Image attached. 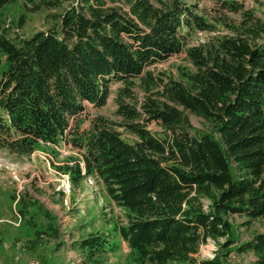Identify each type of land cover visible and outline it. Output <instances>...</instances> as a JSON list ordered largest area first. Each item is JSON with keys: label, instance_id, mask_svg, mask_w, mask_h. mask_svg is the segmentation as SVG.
Returning <instances> with one entry per match:
<instances>
[{"label": "trees", "instance_id": "trees-1", "mask_svg": "<svg viewBox=\"0 0 264 264\" xmlns=\"http://www.w3.org/2000/svg\"><path fill=\"white\" fill-rule=\"evenodd\" d=\"M15 1L0 0V149L16 157L38 143L77 149L81 160L63 171L72 186L97 179L125 209L118 234L141 264H227L196 257L218 237L225 253H251L264 264V231L240 241L229 219L264 221V21L234 0H217L216 8L23 0L29 12H48L47 25L12 36L5 8ZM197 32L211 35L187 47ZM183 50L191 68L177 78L149 70ZM115 83L120 120L97 116L82 127L85 102L104 106ZM186 111L208 130L192 127ZM12 198L22 214L24 196ZM36 203L48 222L34 242L57 239L52 216ZM73 237L56 243L78 252L73 264H109L117 246L110 233Z\"/></svg>", "mask_w": 264, "mask_h": 264}, {"label": "rangeland", "instance_id": "rangeland-1", "mask_svg": "<svg viewBox=\"0 0 264 264\" xmlns=\"http://www.w3.org/2000/svg\"><path fill=\"white\" fill-rule=\"evenodd\" d=\"M182 1L199 7H218L217 0ZM234 1L252 9L264 21V0ZM47 13L29 12L23 0H16L5 8L6 19L11 27L10 34L28 36L45 28ZM230 16L236 19L239 17L238 14L231 13ZM210 35L206 32L194 33L186 46L199 43ZM182 68H191L185 50L151 65L149 70L154 74L163 72L177 78ZM119 86L121 83L112 85L106 104L100 108L85 102L82 127L86 128L89 119L97 116L116 122L120 120L115 114ZM135 92L141 99L143 93L137 88ZM185 114L192 127L201 131L208 130L209 125L202 119L187 111ZM151 128L158 129L155 125ZM75 160H81L80 152L65 142L59 145L38 143L31 155L23 157H16L0 149V264H50L54 260L64 264L77 263L80 260L77 251L67 245L60 246L57 250L56 243L60 240L68 242L72 235L73 238H78L98 232L110 233L117 245L110 255L109 264H141L137 253L131 251L118 234V227L126 221L125 209L115 204L106 194L104 186L93 177L85 178L76 186L71 185L69 175L63 169L66 165H73ZM14 195L24 196L27 202L23 205L22 214L18 212L19 204L12 198ZM36 201L52 216L60 234L57 239L45 235L40 242H34L35 232L47 229L48 222ZM202 203L205 210L209 209L208 198H202ZM229 219L236 225L235 231L238 232L240 241L264 231V221L261 219L254 220L249 225L243 224L245 219L241 216L233 215ZM224 242L225 237L209 238L200 245L196 257L212 259L219 256L227 264H254L255 257L251 253L238 254L234 249L225 253V249H222Z\"/></svg>", "mask_w": 264, "mask_h": 264}]
</instances>
